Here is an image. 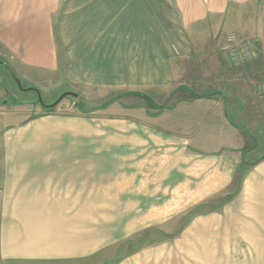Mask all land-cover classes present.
Listing matches in <instances>:
<instances>
[{
  "label": "rangeland",
  "instance_id": "374dc122",
  "mask_svg": "<svg viewBox=\"0 0 264 264\" xmlns=\"http://www.w3.org/2000/svg\"><path fill=\"white\" fill-rule=\"evenodd\" d=\"M26 4L0 0V91L38 109L31 110L43 120L37 141L54 157L83 159L91 170L88 196L61 203H75L76 229L93 250L59 264H264V213L256 208L264 201V2L237 15L234 38L220 39L216 55L189 60L179 78L185 91L152 106L149 131L148 121L123 114L131 105L122 97L73 86L63 68L35 85L19 78V50L4 43L14 24L25 39L27 23L9 15ZM50 41L63 66L56 23ZM5 66L47 105L67 91L78 96L45 109Z\"/></svg>",
  "mask_w": 264,
  "mask_h": 264
},
{
  "label": "crops",
  "instance_id": "0c3cea01",
  "mask_svg": "<svg viewBox=\"0 0 264 264\" xmlns=\"http://www.w3.org/2000/svg\"><path fill=\"white\" fill-rule=\"evenodd\" d=\"M26 1L30 4L24 11L9 15L13 23H27L25 39L14 24L4 43L10 53L19 50V78L35 85L33 80L63 68L73 86L122 97L123 106L131 105L123 114L140 125L148 121V131L150 121L157 120L153 107L162 108L187 87L179 78L187 75L189 60L201 56L203 62L204 55H216L220 39L234 38L237 15L264 2ZM55 23L63 66L55 64L50 41ZM8 98L0 91V264H59L84 258L94 245L76 229L75 203L64 206L61 200L88 196L89 164L54 157V149L37 141L43 128L36 124L43 120L31 119V110L38 109ZM258 200L256 208L264 213V201Z\"/></svg>",
  "mask_w": 264,
  "mask_h": 264
},
{
  "label": "water",
  "instance_id": "95a60500",
  "mask_svg": "<svg viewBox=\"0 0 264 264\" xmlns=\"http://www.w3.org/2000/svg\"><path fill=\"white\" fill-rule=\"evenodd\" d=\"M5 68H6L7 72L9 73V75L11 76L14 83L16 84L17 89L21 92H25V91L34 92L36 97H37L38 104L45 109H50V108L54 107L65 97H73V98L77 97L76 93L67 91V92L62 93L55 102L47 105L42 101L41 93L36 87L30 86V87L24 88L21 84L20 79L12 72V70L8 66H5Z\"/></svg>",
  "mask_w": 264,
  "mask_h": 264
},
{
  "label": "trees",
  "instance_id": "16d2710c",
  "mask_svg": "<svg viewBox=\"0 0 264 264\" xmlns=\"http://www.w3.org/2000/svg\"><path fill=\"white\" fill-rule=\"evenodd\" d=\"M233 125V124H232ZM235 126V125H234ZM239 130H241L243 133L249 135L250 137H253L252 134L248 133L246 130L242 129L241 127L236 126Z\"/></svg>",
  "mask_w": 264,
  "mask_h": 264
}]
</instances>
